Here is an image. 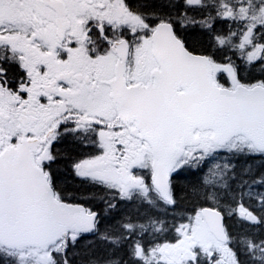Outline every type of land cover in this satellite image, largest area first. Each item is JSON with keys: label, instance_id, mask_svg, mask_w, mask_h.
Wrapping results in <instances>:
<instances>
[{"label": "snow or ice", "instance_id": "6c2138e0", "mask_svg": "<svg viewBox=\"0 0 264 264\" xmlns=\"http://www.w3.org/2000/svg\"><path fill=\"white\" fill-rule=\"evenodd\" d=\"M0 264H264V0H0Z\"/></svg>", "mask_w": 264, "mask_h": 264}, {"label": "trees", "instance_id": "16d2710c", "mask_svg": "<svg viewBox=\"0 0 264 264\" xmlns=\"http://www.w3.org/2000/svg\"><path fill=\"white\" fill-rule=\"evenodd\" d=\"M59 147H62V145H60ZM200 173H197L196 176H199ZM196 176H191L190 179H196ZM110 222V221H109Z\"/></svg>", "mask_w": 264, "mask_h": 264}, {"label": "flooded vegetation", "instance_id": "af4514ba", "mask_svg": "<svg viewBox=\"0 0 264 264\" xmlns=\"http://www.w3.org/2000/svg\"><path fill=\"white\" fill-rule=\"evenodd\" d=\"M60 145H57V147H59Z\"/></svg>", "mask_w": 264, "mask_h": 264}]
</instances>
